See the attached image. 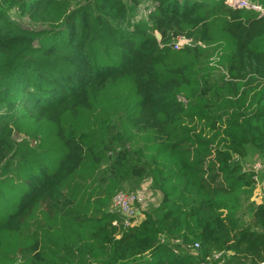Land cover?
<instances>
[{
    "label": "trees",
    "instance_id": "16d2710c",
    "mask_svg": "<svg viewBox=\"0 0 264 264\" xmlns=\"http://www.w3.org/2000/svg\"><path fill=\"white\" fill-rule=\"evenodd\" d=\"M247 1L262 11L153 0L136 20L142 0H0V264H264L237 160L264 159ZM147 179L159 201L125 227L114 196Z\"/></svg>",
    "mask_w": 264,
    "mask_h": 264
},
{
    "label": "rangeland",
    "instance_id": "374dc122",
    "mask_svg": "<svg viewBox=\"0 0 264 264\" xmlns=\"http://www.w3.org/2000/svg\"><path fill=\"white\" fill-rule=\"evenodd\" d=\"M240 1L227 0L232 5L238 4ZM154 5L153 0H142L135 14V19L148 20L150 11L154 8ZM110 144L111 142L107 141V145L110 146ZM249 151L246 158L237 159L243 165L245 171L254 172V180L256 182L252 191H245L243 193V208L245 211H248L249 202L258 204L264 201V159L260 157L256 150L249 149ZM128 190L134 191L137 194L138 203H140L142 209L153 207L159 201V196L152 190L148 179L143 181L138 187H132Z\"/></svg>",
    "mask_w": 264,
    "mask_h": 264
},
{
    "label": "built area",
    "instance_id": "2783aa9c",
    "mask_svg": "<svg viewBox=\"0 0 264 264\" xmlns=\"http://www.w3.org/2000/svg\"><path fill=\"white\" fill-rule=\"evenodd\" d=\"M234 6H247L258 11H262L260 6L249 3L247 0H241L238 4ZM264 12V11H263ZM192 40L185 36H180L175 42V47L180 48L185 45L191 44ZM138 197L134 191H120L113 199V207L115 210L121 212L123 216V225L125 227L135 225L138 220L135 217L138 215L139 209L137 207Z\"/></svg>",
    "mask_w": 264,
    "mask_h": 264
},
{
    "label": "water",
    "instance_id": "95a60500",
    "mask_svg": "<svg viewBox=\"0 0 264 264\" xmlns=\"http://www.w3.org/2000/svg\"><path fill=\"white\" fill-rule=\"evenodd\" d=\"M156 37H157V39L160 41V40L162 39V35H161V33L157 32V33H156ZM140 213H141V211L138 212V214H140Z\"/></svg>",
    "mask_w": 264,
    "mask_h": 264
},
{
    "label": "crops",
    "instance_id": "0c3cea01",
    "mask_svg": "<svg viewBox=\"0 0 264 264\" xmlns=\"http://www.w3.org/2000/svg\"><path fill=\"white\" fill-rule=\"evenodd\" d=\"M143 218H140L139 222L142 220Z\"/></svg>",
    "mask_w": 264,
    "mask_h": 264
}]
</instances>
